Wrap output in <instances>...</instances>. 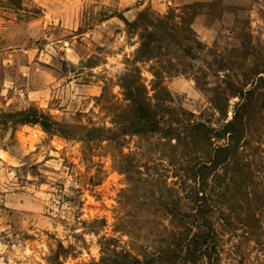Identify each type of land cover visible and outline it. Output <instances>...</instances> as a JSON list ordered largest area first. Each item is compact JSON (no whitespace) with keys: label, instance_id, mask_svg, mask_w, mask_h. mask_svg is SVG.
<instances>
[{"label":"rangeland","instance_id":"374dc122","mask_svg":"<svg viewBox=\"0 0 264 264\" xmlns=\"http://www.w3.org/2000/svg\"><path fill=\"white\" fill-rule=\"evenodd\" d=\"M153 1L24 0L25 11L0 7V110L35 107L58 122L72 118L76 124L112 128L109 102L125 103L119 78L141 42L142 31L128 23L145 10L165 16L184 8L175 1ZM213 4L199 9L193 25L206 46L200 59L175 62L164 75L175 106L211 124L219 115L208 90L219 82L215 76L225 75L218 73L216 60L242 40L264 54V0ZM139 67L153 97L152 70L158 66ZM200 71L209 75L203 84L210 85H197ZM237 102L231 101L229 120ZM128 141L134 151L138 139ZM92 153L94 163H87L81 143L49 136L39 126L0 127V264H49L60 243L75 249L64 264H91L101 259L104 237L129 251L148 244L155 223L148 207L150 184L140 182L147 172L130 175L129 182L115 168L119 151L112 143L95 145ZM97 177L100 186L91 181ZM167 177L169 185L177 182ZM216 227L217 254L203 264H264V220L255 238Z\"/></svg>","mask_w":264,"mask_h":264},{"label":"trees","instance_id":"16d2710c","mask_svg":"<svg viewBox=\"0 0 264 264\" xmlns=\"http://www.w3.org/2000/svg\"><path fill=\"white\" fill-rule=\"evenodd\" d=\"M206 6L212 9L215 4L188 5L181 14L169 12L165 16L145 10L135 22L128 23L142 31L141 42L135 59L128 62L119 78L125 103L109 102L112 128L76 124L72 118L58 122L35 107L17 113L0 110L4 131L39 126L49 136L81 143L87 163H94L95 145L112 143L119 151L115 168L127 175L129 182L130 175L142 169L147 172L140 182L151 187L152 239L146 246L129 251L115 239L104 237L101 259L91 264H203L217 254V225L229 234L244 232L253 238L263 229V52L251 40H242L239 48L216 60L218 73L225 75L215 76L219 82L208 90L219 115L215 124L177 108L164 85V75L175 68V62L200 59L206 49L193 30L199 9ZM0 7L25 11L24 0H0ZM149 62L158 66L152 70L153 97L139 67ZM200 73L194 76L197 85H210L203 84L209 75ZM100 99L106 100V94ZM233 99L238 102L229 120ZM129 139H138L134 151L128 147ZM126 149L130 150L127 154ZM169 175L177 180L173 186L166 180ZM91 181L95 186L102 183L100 177ZM72 251L73 246L65 248L60 243L49 264H64Z\"/></svg>","mask_w":264,"mask_h":264},{"label":"crops","instance_id":"0c3cea01","mask_svg":"<svg viewBox=\"0 0 264 264\" xmlns=\"http://www.w3.org/2000/svg\"><path fill=\"white\" fill-rule=\"evenodd\" d=\"M174 1L176 3L179 2V4L184 5V6H188V5H193V4H205V5H210L213 4L216 0H170L169 4H173ZM153 2H156L155 0ZM133 11H129V13H132Z\"/></svg>","mask_w":264,"mask_h":264}]
</instances>
